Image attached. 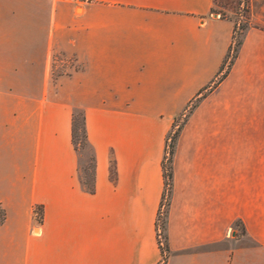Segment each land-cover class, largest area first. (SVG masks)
I'll list each match as a JSON object with an SVG mask.
<instances>
[{
	"label": "crops",
	"instance_id": "0c3cea01",
	"mask_svg": "<svg viewBox=\"0 0 264 264\" xmlns=\"http://www.w3.org/2000/svg\"><path fill=\"white\" fill-rule=\"evenodd\" d=\"M212 5L0 0V264L158 262L164 140L231 42L233 23ZM76 110L92 193L70 141ZM236 216L252 226V264H264V31L254 27L176 139L165 264H224Z\"/></svg>",
	"mask_w": 264,
	"mask_h": 264
},
{
	"label": "rangeland",
	"instance_id": "374dc122",
	"mask_svg": "<svg viewBox=\"0 0 264 264\" xmlns=\"http://www.w3.org/2000/svg\"><path fill=\"white\" fill-rule=\"evenodd\" d=\"M211 13L230 20L234 24V36L236 40H239V46L236 48L235 44L230 42V50L222 63V69L208 85L206 92L203 93L204 95L214 88L230 70L244 32L250 27L264 31V0H213ZM200 99L190 101L176 116L173 121L174 126L170 128L164 140L162 163L165 167L170 168L171 179L169 184L162 188L161 199L154 220V224L156 222L158 225V230H154L156 246L159 245L161 251L160 253L157 248L160 256L156 264H165L171 253L167 243L166 217L172 188V156L176 139L189 114ZM76 112H79V110H76ZM76 152L78 156V178L82 183L87 182L92 175V151L88 146H79ZM251 230L252 226L246 228L244 220L239 216L230 221L224 231V264H252L253 248L256 241L253 239Z\"/></svg>",
	"mask_w": 264,
	"mask_h": 264
},
{
	"label": "trees",
	"instance_id": "16d2710c",
	"mask_svg": "<svg viewBox=\"0 0 264 264\" xmlns=\"http://www.w3.org/2000/svg\"><path fill=\"white\" fill-rule=\"evenodd\" d=\"M235 32H234V24L232 27V35H231V43H234L236 48L237 46H239V40H236L235 36H234ZM230 47V46H229ZM230 48H228V51L224 57V60L229 52ZM223 60V62H224ZM222 62V63H223ZM222 67V66H221ZM220 67V70L222 69ZM208 88V85L204 88H202L196 95V97L194 98L195 101H197L198 99H200L204 94V92H206ZM173 123L171 128H173ZM70 141L71 144L74 148L75 151H77V147L79 146H88L87 145V141H86V134H85V127H84V117L81 111L76 112L74 111L71 115V120H70ZM91 160H92V175L89 181L87 182H83L82 184L84 185L85 189L87 190L88 193H92L93 192V171H94V158L93 155L91 156ZM161 169H162V179H163V186H166L169 184V181L171 179V172H170V168L169 167H165L164 164L161 162ZM36 210V212H35ZM34 215H35V219L37 222H40V208L39 207H35L34 208ZM5 220V211L2 208V206L0 205V225L4 222ZM154 230H158V225L154 224ZM157 245H158V241H157ZM158 249L159 252L160 248L158 245Z\"/></svg>",
	"mask_w": 264,
	"mask_h": 264
},
{
	"label": "built area",
	"instance_id": "2783aa9c",
	"mask_svg": "<svg viewBox=\"0 0 264 264\" xmlns=\"http://www.w3.org/2000/svg\"><path fill=\"white\" fill-rule=\"evenodd\" d=\"M70 1L80 3V2H83L84 0H70Z\"/></svg>",
	"mask_w": 264,
	"mask_h": 264
}]
</instances>
